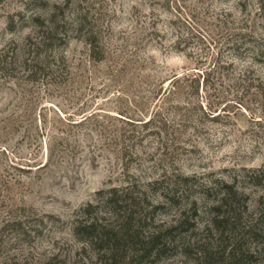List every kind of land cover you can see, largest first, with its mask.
<instances>
[{
	"label": "rangeland",
	"instance_id": "374dc122",
	"mask_svg": "<svg viewBox=\"0 0 264 264\" xmlns=\"http://www.w3.org/2000/svg\"><path fill=\"white\" fill-rule=\"evenodd\" d=\"M54 27L48 72H0V214L39 231L4 233L0 261L264 264V0H0V55ZM113 187L160 205L130 224L157 256L75 238L89 204L122 230Z\"/></svg>",
	"mask_w": 264,
	"mask_h": 264
},
{
	"label": "trees",
	"instance_id": "16d2710c",
	"mask_svg": "<svg viewBox=\"0 0 264 264\" xmlns=\"http://www.w3.org/2000/svg\"><path fill=\"white\" fill-rule=\"evenodd\" d=\"M83 26L84 24L80 22L78 24V29L81 30ZM58 32L56 27L47 30L46 34H44L39 41L34 42L32 44L33 47H30L27 53L18 60L13 54H1L0 72H5L6 75L11 76L10 73L16 67H20L27 81L39 75L43 76L51 69L52 58L49 51H51L55 45L59 44L57 41ZM60 40L61 39H59V41ZM84 42L88 47V56L96 61L101 60V56L103 55L98 48L96 33L86 31ZM58 143L63 144V141ZM133 188H136V186ZM101 193L103 192H100V194ZM103 198L104 205L108 207L109 213L116 214L118 217L122 218V230L114 232L108 226L100 223L99 218L96 216L90 217L91 214L89 209L92 208V206L89 204L83 209V212L88 217L84 219L78 218L73 226L72 231L76 239L90 245L92 248H101L106 245L111 252L117 251L119 248L124 250L127 249L132 254V257L138 261L147 260L163 250V245L161 243L163 236L160 232L156 231L155 233H150L144 240L140 239L138 233L133 231V228L130 227V224L136 219V216L144 217L140 215L144 206H149L154 211L159 208L160 205L152 204L144 192L137 191V194H135L134 191H130L129 188L123 191L119 188H110L105 192ZM27 223L28 220L23 219L20 215L7 217L0 214V239H2L4 233H11L15 237L22 239H26L32 235L36 236L39 231L29 227ZM0 264L20 263L12 256L11 258H3ZM42 264H51V262L48 260Z\"/></svg>",
	"mask_w": 264,
	"mask_h": 264
}]
</instances>
